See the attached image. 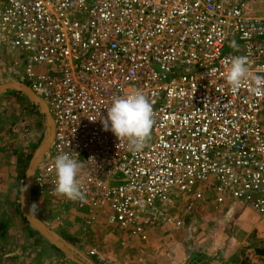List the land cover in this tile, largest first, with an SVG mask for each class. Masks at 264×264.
<instances>
[{
	"label": "built area",
	"instance_id": "1",
	"mask_svg": "<svg viewBox=\"0 0 264 264\" xmlns=\"http://www.w3.org/2000/svg\"><path fill=\"white\" fill-rule=\"evenodd\" d=\"M0 40L18 51L53 122L32 175L38 200L142 239L146 227L184 224L171 208L239 202L264 222V94L226 81L235 56L264 76V15L243 0H5ZM133 90L154 112L139 152L100 120ZM65 152L83 165L79 200L54 191V160Z\"/></svg>",
	"mask_w": 264,
	"mask_h": 264
},
{
	"label": "crops",
	"instance_id": "2",
	"mask_svg": "<svg viewBox=\"0 0 264 264\" xmlns=\"http://www.w3.org/2000/svg\"><path fill=\"white\" fill-rule=\"evenodd\" d=\"M4 1L0 0V5ZM7 93H0V264H66L53 244L23 226L19 188L21 164H30L44 133L38 109H28L30 119L28 125L24 124L19 114L22 109L15 113L6 108L5 102L11 97ZM41 202L30 190L28 206L36 216V213L43 212L39 206ZM43 203L46 208L52 206L48 201ZM171 209L169 213L181 218L184 224L163 223L146 227L145 238L138 248H129L128 244L140 240L130 238L127 233L124 234L126 238L121 235L128 245L120 254L123 261H141L142 264H264V222L244 203L227 201L209 212L200 210L184 216ZM95 223L100 224L96 227L99 228L96 235L112 234L106 231L107 222L103 216H99ZM115 236L119 237L117 232ZM114 258H119L117 251H113L111 259Z\"/></svg>",
	"mask_w": 264,
	"mask_h": 264
},
{
	"label": "rangeland",
	"instance_id": "3",
	"mask_svg": "<svg viewBox=\"0 0 264 264\" xmlns=\"http://www.w3.org/2000/svg\"><path fill=\"white\" fill-rule=\"evenodd\" d=\"M243 2L246 3L248 9L254 14L264 15V0H243ZM13 82H19L27 87L29 86V83L26 79L25 67L22 63L18 51L0 40V84ZM4 92H8L7 94H10L11 96L5 102V104L7 103L6 108L14 110L15 113L18 110L22 109L23 111L19 114L22 115V122L24 124L26 123V125H28V121L30 119L28 109H30V107L38 109V111L40 112V115L38 114V117L41 120L40 125H42L43 133L45 136L47 124L41 108L33 103L24 93L15 90H7ZM261 118L264 125V109L261 112ZM25 161L26 160H24L23 162ZM21 165L22 171L20 175V189L24 183L25 171L29 164ZM39 206L41 209H43V212L36 213L37 216L35 215V213H33L35 217H37V219H39L48 228H50L65 241L71 244L79 252L80 257H82V259H84L85 261H88L92 264H142L141 261H123L120 258V254L126 251V247L128 248V245L130 246L129 248H138L142 245V238L133 235L130 228H121L116 225L107 224L105 226L106 231L108 233H112L113 235L108 234L105 237H100L99 235H96L99 229L96 227H99L100 225L95 223L97 219L93 224H84V218L86 217L83 212H81V214L79 212H61L51 207L46 208L43 202H41ZM206 211L209 212L211 210ZM206 211L201 212L204 213ZM20 215L22 217L23 226H28L29 228L34 230L32 226L27 222V220L22 216V214ZM181 216H184V214H182ZM185 220H187L186 217ZM33 232L36 236H41L36 230H34ZM116 232L119 237L115 236ZM125 233L130 234V238L133 239L134 237L135 239L140 241H136L134 243L130 242L127 245V242L124 239L126 238L124 236ZM121 235L124 238L121 237ZM53 246L58 251V253L63 256V260L66 264H77L73 260H71L62 250H60L55 245ZM113 251L118 252L119 258L111 259V257L113 256ZM74 256L77 255L75 254Z\"/></svg>",
	"mask_w": 264,
	"mask_h": 264
},
{
	"label": "clouds",
	"instance_id": "4",
	"mask_svg": "<svg viewBox=\"0 0 264 264\" xmlns=\"http://www.w3.org/2000/svg\"><path fill=\"white\" fill-rule=\"evenodd\" d=\"M227 85L232 91L251 82V90L264 94V76L254 75L248 67L246 57L235 56L225 60ZM153 107L146 94L133 90L125 96H116L107 105V116L100 117L104 130H110L118 139L127 141L130 151L139 152L151 136L154 126ZM99 115L90 120H96ZM83 165L70 152L57 155L54 160L57 194L70 200L82 199L81 169Z\"/></svg>",
	"mask_w": 264,
	"mask_h": 264
},
{
	"label": "water",
	"instance_id": "5",
	"mask_svg": "<svg viewBox=\"0 0 264 264\" xmlns=\"http://www.w3.org/2000/svg\"><path fill=\"white\" fill-rule=\"evenodd\" d=\"M7 90H15L24 93L33 103H35L41 108V111L45 116V121L47 124V130L44 139L42 140L41 144L37 147L36 152L34 153V156L30 161L29 167L25 172L24 183L22 185L20 193L21 214L34 230H36L43 238H45L51 244L55 245L60 250H62L75 263L92 264L82 259V257H80L79 252L71 244H69L62 237H60L58 234L48 228L45 224H43L39 219H37V217H35V215L29 209L28 197L31 189L32 175L36 168V165L42 159L45 151L49 148L51 144L53 137V122L45 102L39 99L27 86L19 82L0 84V93ZM75 254L77 256H74Z\"/></svg>",
	"mask_w": 264,
	"mask_h": 264
}]
</instances>
